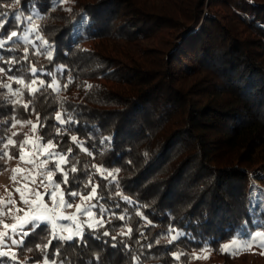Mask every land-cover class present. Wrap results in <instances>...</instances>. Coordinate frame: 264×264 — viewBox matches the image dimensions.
<instances>
[{"label":"trees","instance_id":"obj_1","mask_svg":"<svg viewBox=\"0 0 264 264\" xmlns=\"http://www.w3.org/2000/svg\"><path fill=\"white\" fill-rule=\"evenodd\" d=\"M0 24V171L19 122L65 157L46 164L65 199L95 188L104 221L83 244L42 222L0 264H253L221 248L264 230V0H20Z\"/></svg>","mask_w":264,"mask_h":264},{"label":"rangeland","instance_id":"obj_2","mask_svg":"<svg viewBox=\"0 0 264 264\" xmlns=\"http://www.w3.org/2000/svg\"><path fill=\"white\" fill-rule=\"evenodd\" d=\"M87 15H84L78 24H84L86 22ZM34 24L29 25V29H33ZM26 32L24 33L23 39H26ZM10 83V81H9ZM10 86V85H9ZM12 99L14 103H22V93L20 89H15L14 87L9 88ZM23 131L25 133V140L27 143L24 144L23 152L24 160L19 157H13L8 152L4 155L3 162L6 167L0 171V252H4L7 255L14 256L17 245H12V239L20 240L23 232L28 230V226L32 224L34 217L38 215H43V220H38L37 223H47L51 228V221L48 219V214H41L39 212L32 211L34 201L36 200L35 191L38 189L41 193L45 191H52L55 182L53 177L51 182L48 180L47 176L44 174L48 170L46 169V164L43 162L47 159L46 154L49 151H54L53 149H48L47 144H42L40 139L34 136L33 133L29 132L25 126L19 122H14L11 127V134L15 132ZM12 141V140H11ZM11 145L13 143H9ZM110 143L106 138L100 139V146L106 148ZM58 163L61 161L57 157L55 159ZM14 170H17L14 172ZM15 175V179L13 176ZM35 180L36 183H32ZM43 181V185L40 184ZM44 185H48L47 188ZM17 189H20L18 192ZM254 189L253 198L257 202L264 205V171H262L258 177L254 179ZM57 191L61 192L60 189ZM21 192L23 193V199L21 198ZM24 200H28L29 203H24ZM46 204L48 208L53 207V200L51 197H44L41 201ZM76 205H80L81 208H90L92 201L89 199H83L72 207H65L60 203V197L57 196V203L55 207L56 216H74V220H56L57 227L55 233L61 236L67 237L71 234L72 230L75 228L77 222L83 224V227H87V223H95L98 221L96 216L90 217L86 214L76 215L77 209ZM92 211V208L90 209ZM93 212V211H92ZM87 222V223H84ZM7 225V227H5ZM68 225L66 230L63 226ZM53 231V230H52ZM261 242V238H257V243L252 244L248 248L249 260L251 259L253 264H264V248L258 246Z\"/></svg>","mask_w":264,"mask_h":264},{"label":"snow or ice","instance_id":"obj_3","mask_svg":"<svg viewBox=\"0 0 264 264\" xmlns=\"http://www.w3.org/2000/svg\"><path fill=\"white\" fill-rule=\"evenodd\" d=\"M20 3V0H14V3H9V4H4V3H0V7H6V8H12L14 7L16 4H19ZM17 19L19 20L20 17L17 16ZM31 19V17H29V20ZM3 29V24H0V30ZM17 37V32L16 31H13L11 33V35L8 37V41H12L13 38ZM5 41H3L2 39H0V49H2L4 46H5ZM52 54L49 53V58H51ZM0 71H4V69L0 68ZM9 72L12 71L11 68L8 69ZM41 75H46V73H41ZM33 76H36V69H33ZM11 78V77H10ZM71 82V80H69V83ZM17 83H23L22 80H18ZM32 83H36L35 79H33ZM41 83V86H43V81L41 80L40 81ZM55 84V80L53 81L52 84H49L48 87L51 88L53 87ZM7 87V86H6ZM36 91H39V89H37ZM28 106L25 105V108H27ZM39 119V117H38ZM57 121L59 123H65V121L63 120L62 116L60 114L57 115L56 117ZM71 121H69L70 123ZM37 127V125H33V129H35ZM59 132V130H58ZM15 135V134H14ZM74 142L77 140V137L73 136L71 138ZM9 143H13V141L9 140ZM27 143V140H25L24 144ZM24 144H21V149H23L24 147ZM5 148L8 147L7 144L4 145ZM56 147L55 144L49 142L47 144V148L48 149H54ZM5 155H7V153H5ZM46 157L47 159L43 162L44 164H46L49 160H55L57 157L59 158V160L63 163V162H66L65 160V157L63 155H61L60 153L58 152H55V151H49L47 154H46ZM20 159L21 160H24V155H23V152H21V155H20ZM55 168L61 172H63V169L61 168V164L60 163H56L55 164ZM17 171V170H14V172ZM72 171L75 172L76 169L75 168H72ZM48 180L51 182L52 180V177H53V171L51 170H48L46 173H44ZM110 176H112L113 174L112 173H109ZM13 179H15V175L13 176ZM113 179H114V176H113ZM67 180H68V176H67V173L64 172V178H63V183H67ZM32 183H36L35 180L32 181ZM40 184L43 185V181H40ZM45 188L48 187V185H44ZM61 188V184L60 183H55L54 186H53V190L52 191H45L44 193H41L38 189L35 191V197H36V200L33 202L34 203V207L32 209V211L34 212H39L41 214H48V219L51 221V225H52V230H53V238L54 239H61V240H65L66 242H69V243H73L75 241V238L76 237H79L80 238V242L81 244L83 243H86V241H84V231L82 230L83 229V224H81L80 222H77L76 225H75V228L72 230L71 234L67 237H56L55 236V229L57 227V223H56V220L57 218L58 219H61V220H74V216H59L57 217L56 216V213H55V207H56V203H57V196L60 197V203L63 204V206L65 207H72V204L70 202V199H65V193L63 192H59L57 191L58 189ZM17 191L19 192L20 189H17ZM95 193H96V189L93 188L92 189V193L90 194V196L88 197H81L82 199H95ZM78 195H80V193H77L75 191H69L67 193V196L69 198H75L77 197ZM44 197H51V199L53 200V207L52 208H48L46 204H43L41 201ZM21 198L23 199V193L21 192ZM125 199H127V197H125ZM24 203H29L28 200H24ZM98 201L97 203H94L90 206V208H81L80 205H76V209H77V212H76V215H80V214H86L90 217H93L95 214L90 210L91 208H96L98 206ZM106 211V209H104L102 206H100V213H101V216H103V213ZM44 217L43 215H38L36 217L33 218L32 220V224L35 225V228H33L31 225L28 226V230L23 232V234L21 235V238L20 240H16V239H12L11 243L12 245H23L26 238L33 234L36 229L42 227V225L40 223H37L38 220H43ZM84 223H87V222H84ZM104 226V221L103 219L101 218L99 221H96L95 223H87V227L92 229V231L94 232L96 230V228H99V227H103ZM5 227H7V225H5ZM66 230L68 229V225H64L63 226ZM103 235L107 236L109 235V233L107 231H105L103 233ZM182 235V233L180 234ZM258 237H261V238H264V230L262 231H257L254 235H251L249 234L248 237H244V234L241 232V233H238L237 234V237L233 238L231 240V242L229 244H224L221 248V251H225V250H229V249H232L234 247L236 248H246V247H250L252 244H256L257 243V238ZM113 239H115V237H113ZM173 239H176V237H174ZM3 242L0 241V244H2ZM51 244V241H49V245ZM151 246V245H150ZM149 246V247H150ZM259 247L261 248H264V241H261L259 242L258 244ZM6 255V253L4 252H0V257Z\"/></svg>","mask_w":264,"mask_h":264},{"label":"built area","instance_id":"obj_4","mask_svg":"<svg viewBox=\"0 0 264 264\" xmlns=\"http://www.w3.org/2000/svg\"><path fill=\"white\" fill-rule=\"evenodd\" d=\"M104 138H106V140L108 141V143H110V139L108 137H104Z\"/></svg>","mask_w":264,"mask_h":264}]
</instances>
